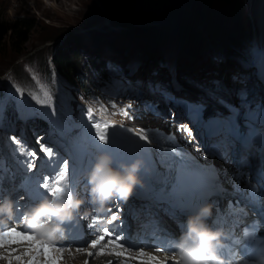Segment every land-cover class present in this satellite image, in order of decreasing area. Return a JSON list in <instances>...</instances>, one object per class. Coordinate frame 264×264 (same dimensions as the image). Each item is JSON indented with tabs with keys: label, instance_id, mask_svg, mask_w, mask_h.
I'll use <instances>...</instances> for the list:
<instances>
[{
	"label": "rangeland",
	"instance_id": "obj_1",
	"mask_svg": "<svg viewBox=\"0 0 264 264\" xmlns=\"http://www.w3.org/2000/svg\"><path fill=\"white\" fill-rule=\"evenodd\" d=\"M133 0H0V21L3 22V29L1 30V36H0V72H7L9 69H16L15 72L19 75L18 69L20 68L21 59H27V58H35L38 62H42L41 59H43V63L46 61L47 56L54 55L58 56L61 53H73V49H57L58 47H64L69 42L66 41L70 39V37H64V35L70 34V33H77L78 31H84L85 29H88V27H93L99 31H116V32H124L125 35L119 36V39H112V38H102L93 34H80V37L82 39H73V41L79 43L81 45V48L85 51V49L90 50L93 49L94 51L99 50L91 46V44H94L95 42H98L99 44L103 45V48L99 51L102 54H112L115 49H118L120 52H122L124 49H126L125 54L122 53L121 59L117 60L120 61L122 64L126 63L128 66H133L128 56L132 57H139L141 58V54L145 55H151L154 53L155 55L160 57L161 54L164 53L166 55L167 59H169V64L159 66L153 62L159 61L158 59L151 60L153 63L149 66L151 62L146 63V65H138L132 72L133 75L130 77L133 79L129 83L134 86L140 93L136 94V96H145L144 95V87L143 85L145 83H155V80L152 79L153 76H162L163 79L169 80V78L166 75L165 72L161 71L159 68H167L168 70L173 68V70L177 71V75L180 73L179 68L183 71L185 69L189 68V73H199L202 71V68L205 70H208L210 72H213V69L219 73L224 72V68L229 67L230 65L234 66V63L236 62V59L230 60L227 63H219V65H209L206 61V55L204 53H196L193 54L192 52H195V47H198V39H200L201 36L205 37V40L210 41L211 37H218V34L215 33L217 31H222L225 28H227L230 25V19L225 14H233V10L231 9V6L228 5V3L225 2V0H206L207 6H209V3L212 7H210L211 10H209V15L204 18L203 21H196L193 18L188 19V21L185 22H176L173 21V19L176 17V15L179 18L185 17L186 20V14L184 15V12H186L185 8H190V6L185 7L187 0H182L181 5L176 8L174 15L172 13H168L166 15H157L158 19L155 21V23L160 22V26L158 25H151L154 29L155 27H158L157 29H154L152 33L154 35H149L148 33H135L133 43L137 49L128 50L129 45H125L122 42H119L120 40L127 38L126 33H130L132 31H135L137 28L141 27L140 25H137L136 23L132 24L134 21H139V23L142 20H136L139 17H143L144 15H151L146 10L145 13H141L138 10H135L130 5L124 6L128 4V2ZM137 1V0H134ZM147 1V0H144ZM185 1V2H184ZM191 1V0H190ZM264 2V0H237V4H240L239 8L241 13L243 14V17L245 20V14L246 16H250L252 18L255 17L256 8L260 4V2ZM178 2V3H180ZM194 3V5H197L199 3L198 0H192L189 5ZM124 7L121 9V7ZM244 6V9L243 7ZM128 7V8H127ZM197 8H202L201 6H197ZM250 8V11H249ZM252 8V9H251ZM110 10L113 12L114 17L118 16V11L120 14H122L123 19L127 16H131L128 20H131L132 23L129 25H117L116 23L113 24V22H110L107 18L108 12ZM188 11V10H187ZM198 11V10H197ZM257 13V12H256ZM168 15V16H167ZM134 16V17H133ZM21 17H29L30 21H33L34 26L32 27L31 36L30 39L27 41L26 46L28 47V50L24 51V53H20L18 55H15L11 51V33L13 29V24L16 22V20H19ZM190 17V16H188ZM126 20V19H124ZM118 21V20H117ZM120 21V19H119ZM237 30L242 29V24L238 17H237ZM108 22V23H106ZM147 22V21H146ZM203 22V23H198ZM202 24H205L203 26ZM166 33L167 35H161V36H155L163 32L162 28L170 27ZM186 27V28H182ZM198 28L197 30H192L191 28ZM166 28V29H167ZM190 28V31L187 33V29ZM182 29H186V34L183 32ZM61 36V37H60ZM70 36H72L70 34ZM90 36V37H89ZM146 36V38H145ZM188 36V37H187ZM262 34L257 37L258 40H260V37ZM60 37V38H59ZM93 37V38H92ZM152 37H159V42H154V38ZM74 38H77L74 36ZM191 39L190 43H186L187 45H190L188 47H185L187 49H182L181 52H187L184 53L181 60L177 62V59L175 58V51L171 50L176 44L181 43V39ZM88 39V43L86 46V42ZM55 40V41H54ZM129 40V39H128ZM146 40L145 42H143ZM124 42H126V39H124ZM137 42L138 44H136ZM255 42H257L254 38L252 39L251 43H249V51L252 52L255 49ZM139 44L142 45V49L138 50ZM167 44V46H164L163 48H168V52L166 53L164 49L162 51L157 50L158 46L161 47L162 45ZM217 44V43H216ZM184 44L182 45V47ZM254 47V48H253ZM81 49V50H82ZM199 50V49H198ZM54 52V53H52ZM87 52V51H85ZM159 52V53H158ZM163 52V53H162ZM190 52V53H189ZM13 55L11 56V54ZM250 53V52H249ZM7 54V57L5 55ZM128 54L127 56H125ZM200 54V55H199ZM105 55V56H107ZM250 56V58H251ZM100 58H103V55L99 56ZM110 57V56H107ZM178 57V56H177ZM212 57L214 59H220L219 55L213 54ZM113 60H116L115 58L110 57ZM128 58V59H127ZM200 59V60H199ZM201 60H204L201 61ZM119 62V63H120ZM120 63V64H121ZM184 65H181L183 64ZM121 64V65H122ZM123 69L124 71H128L129 69L125 67L124 65ZM236 68V67H235ZM199 69V70H198ZM194 70V71H193ZM246 71V70H244ZM243 70H240L238 74L239 75ZM193 78H195V74H191ZM186 82H191L190 80H186L183 78ZM146 84V85H147ZM110 85H113V83H109L107 86L110 87ZM115 89V88H110ZM79 92H81L79 90ZM121 92H124V94H127L126 90H122ZM146 93L149 97H153L152 100H157L158 96L155 94L153 90H146ZM79 100H82L83 94L78 93ZM132 108V107H130ZM170 108V107H169ZM170 111V109H169ZM138 110L134 113V115H137ZM24 248V247H23ZM25 250V248H24ZM73 259V261H72ZM91 259V258H90ZM127 260L130 259H122L120 262H114L112 264H123ZM81 261V260H79ZM74 257L71 258V264L75 262H79ZM91 261V260H89ZM124 261V262H123Z\"/></svg>",
	"mask_w": 264,
	"mask_h": 264
},
{
	"label": "clouds",
	"instance_id": "obj_2",
	"mask_svg": "<svg viewBox=\"0 0 264 264\" xmlns=\"http://www.w3.org/2000/svg\"><path fill=\"white\" fill-rule=\"evenodd\" d=\"M140 166L141 162L137 160L130 164H122L120 168H113L108 155L103 154L97 158L88 174L89 202L95 206H87L86 209L80 210L79 219L83 226L77 231L78 236L75 238L77 242L91 241L98 234H102L104 206L114 198L121 200L129 198L134 188L141 183L138 176ZM82 203L81 199L66 190L63 195L34 205L26 213V225L34 230L38 238L54 243L57 234H63V225L66 222L71 226L75 225L74 213L80 209ZM13 215V202L10 199L0 202V217L11 219ZM210 215L211 207L203 205L187 218L185 230L176 242V253L172 259H178L180 264H229L219 254L223 243V230L212 229L205 223ZM3 219L0 220V226L6 222V219ZM90 220L94 221L91 227ZM81 249L87 251H77L63 258L67 260L69 257L80 255L85 259L87 252L92 248L90 244H86ZM164 259L167 260L169 257L165 256Z\"/></svg>",
	"mask_w": 264,
	"mask_h": 264
},
{
	"label": "snow or ice",
	"instance_id": "obj_3",
	"mask_svg": "<svg viewBox=\"0 0 264 264\" xmlns=\"http://www.w3.org/2000/svg\"><path fill=\"white\" fill-rule=\"evenodd\" d=\"M46 99L39 100L40 104L50 103V94L45 93ZM130 107V106H128ZM99 115H96V110L89 108L87 110L88 119L92 122V127L95 130V135L104 144L109 142V129L115 127V122L107 118V110L101 106L98 110ZM125 115L127 111L122 109ZM94 116L96 118H94ZM184 131H187L191 135V131L187 127H183ZM135 135L141 140L149 141V135L144 130H138ZM14 142L19 144L15 137L12 138ZM41 150L45 153L46 157H52L53 149L41 146ZM26 155L31 156L33 161L37 158L34 151H28ZM34 162H28L27 167L29 170L35 168ZM42 189L46 190V196L49 199L63 195V193L69 189V161L64 160L60 170L52 177L45 176L43 182L39 185ZM117 200H121L116 198ZM122 201V200H121ZM231 209V204L229 205ZM117 214H113L111 220L108 221L111 224L118 218ZM26 219V217H25ZM106 241V242H105ZM123 237L119 234H115V229L110 231L107 227L103 229L102 234H98L95 239L91 240L90 247L96 249L99 247V254L103 255L105 251H109L116 257H127L128 259H135L140 261V264H168L167 260H161L160 257L154 253L146 252L141 248L135 255L129 252L125 247ZM254 243V242H253ZM11 245H20L25 248V251L18 255H12L17 251L16 248H12ZM0 248H5L9 252L8 256L0 254V259H6L8 264H12L13 260L18 264H60V260L63 258L64 248L58 247L54 243H50L46 240L40 239L36 236L34 231L18 230L17 227H8L3 231H0ZM160 250V249H158ZM78 252L87 251L86 249H77ZM87 254L92 256L93 253L88 251ZM27 256L29 259L24 260ZM44 257L43 260L39 257ZM264 256V253H262ZM174 264H180L178 259H173ZM87 264V262H85ZM112 264V262H109ZM253 264H264V259L254 260Z\"/></svg>",
	"mask_w": 264,
	"mask_h": 264
},
{
	"label": "trees",
	"instance_id": "obj_4",
	"mask_svg": "<svg viewBox=\"0 0 264 264\" xmlns=\"http://www.w3.org/2000/svg\"><path fill=\"white\" fill-rule=\"evenodd\" d=\"M182 0H137V1H130L128 2V4H126V6H132V8H134L135 10L140 11L141 13H145V11L147 10L149 14L153 15L152 17H156V15H166L168 13H175V10L177 7H179L181 4L178 3ZM192 1V0H191ZM190 0H187V2H185L188 5H185V7L190 6V8H185L186 12H184V15L186 14V20L185 17L183 16V18H179L178 16H176L173 21L176 22H185L188 21V19L193 18L196 21H203L205 17H207L209 15V10L211 6V4L209 3V6H207L206 4V0H198L199 3L197 5H194V3H192L191 5H189V3L191 2ZM226 3H228V5L231 6V9L234 11L233 14H225L229 19H230V25L225 28L222 31H217L215 33L218 34V37H211L212 40H216V43L222 47V50L224 52L225 55V59H233L236 58L238 53L243 51L244 53H248V48L246 45V41L251 37V31H252V27H251V22L249 19V16L245 17L247 20L244 19L243 14L240 11V4H237V0H225ZM128 6V7H129ZM197 6H201L202 8H197ZM127 7V8H128ZM244 9V6H242ZM124 8L123 6L121 7V9ZM188 10V11H187ZM198 10V11H197ZM118 16L119 17H114L113 16V12L110 10V12H108V16H109V21L113 22V24H117V25H121V22H119V19H122V14L119 13L118 11ZM146 16L149 15H144L143 17H139L136 20H142L141 22H146L149 19H144L146 18ZM190 16V17H188ZM131 16H127L123 20V22H127L123 25H129L132 23L131 20H128ZM134 17V16H133ZM237 17L239 19V21L242 24V29L237 30ZM158 17L152 19L153 22H155L157 20ZM29 17H21L19 20H16V22L13 24V29H12V33H11V51L13 53H15V55H18L20 53H24V51L28 50V47L26 46L27 41L30 39L29 37L31 36V32L32 27L34 26L33 21H30ZM118 20V21H117ZM130 21V22H128ZM151 21V20H150ZM189 22V21H188ZM134 23H139V21H134L132 24ZM198 23H203V22H198ZM153 25V24H152ZM160 26V22L155 24ZM203 26H205V24H202ZM172 26L170 27H165L162 28L163 32H161L158 35L155 36H161V35H167L168 33H166L165 31H167L168 29H170ZM153 27L151 25L149 26H141L139 28H137L135 31H132L130 33H126L127 34V38H124L126 40L133 38L135 35V33H148L149 35H154L152 33V31L154 29H157L158 27H155L154 29H152ZM167 28V29H166ZM173 28V27H172ZM182 28H186V27H182ZM3 29V22L0 21V36H1V30ZM192 30H197L198 28H191ZM183 32L186 34V29H182ZM190 31V28L187 29V33ZM125 31L123 32H116V31H112L110 33V31H108L109 33V37H102V38H112V39H119L121 35H125L124 34ZM230 33V34H229ZM71 34V33H70ZM70 34H67L68 37H71ZM72 35V34H71ZM61 37V36H60ZM59 37V38H60ZM101 37V36H99ZM188 37V36H187ZM122 39V40H124ZM200 39L202 40V43H204V36H201ZM198 39V40H200ZM226 39V40H225ZM69 43L66 44L64 47H58L57 49H69L71 48L70 46L71 43L73 42L72 39L67 40ZM231 41V42H230ZM72 48H78V47H72ZM13 53L11 54V56L13 55ZM5 57H7V54L5 55ZM42 62H40L41 64H43V59H41ZM54 61L56 63V65L59 67V69H61L62 72H65L64 70H66V68H69V70L71 71L74 68V55H64L63 53L59 54L58 56L54 57ZM134 62H136L134 60ZM44 65V64H43ZM14 70H16L14 68ZM18 72L24 73L26 74V71L24 70V68L22 66H20V68L18 69Z\"/></svg>",
	"mask_w": 264,
	"mask_h": 264
},
{
	"label": "bare ground",
	"instance_id": "obj_5",
	"mask_svg": "<svg viewBox=\"0 0 264 264\" xmlns=\"http://www.w3.org/2000/svg\"><path fill=\"white\" fill-rule=\"evenodd\" d=\"M180 4H181V2H180ZM124 6H126V5H124ZM129 6V5H128ZM178 9V8H177ZM179 9H180V7H179ZM252 9V8H251ZM249 11H250V8H249ZM257 12V13H256ZM256 12H255V17L256 18H252L251 17V15L249 16V19H250V22H251V27H252V31H251V37L246 41V45H247V48H248V53L250 52L249 51V43H251V41H252V39L254 38L257 42H255V46L256 45H260V44H264V2H260V4L258 5V7L256 8ZM174 15V14H173ZM153 15H149V16H146V18H144V19H149V20H147V22H140V23H136L137 25H140V26H144V25H146V26H149V25H152V24H157V23H159V22H157V23H155V22H153L152 21V19H154V18H156L157 17V15H156V17H152ZM168 16V15H167ZM175 16V15H174ZM177 16V15H176ZM248 16V15H247ZM122 17V19H120V21L119 22H121V24H125V23H127L126 21L125 22H123V16H121ZM107 18L109 19V16H107ZM158 19V18H157ZM151 20V21H150ZM128 22H130V21H128ZM106 23H108V22H106ZM94 27V26H93ZM93 27H88V29H85L84 31H78L77 33H71L72 34V38L73 39H82V38H78V37H80V34H84V35H86V34H93V35H96V36H101V37H109L110 35H109V33H108V31L107 32H102V31H99V30H97V29H95V28H93ZM112 31L110 30V33H111ZM146 32V31H145ZM230 34V33H229ZM262 34V36L260 37V40H258L257 39V37H259L260 35ZM74 36H76L77 38H74ZM64 37H68L67 35H64L63 36V38ZM90 37V36H89ZM93 38V37H92ZM134 38V37H133ZM145 38H146V36H145ZM152 38H154V42L156 43V42H159V40H162V39H159V37H152ZM70 39H71V37H70ZM70 39H68V40H70ZM226 40V39H225ZM67 41V40H66ZM146 40H144L143 42H145ZM181 41V43L180 44H176V46H174L171 50H173V51H175V58L177 59V62L179 61V60H181V58H182V56L184 55V53H187V52H181V50L182 49H187V48H185V47H188V46H190V45H187L186 43L188 42V43H190V41H191V39H188V38H186V39H181L180 40ZM199 41V43H198V47H195V52H192L193 54H196V53H199V51H200V53H204L205 55H206V58H207V61L209 62V64H211V65H219V63H227V62H229L230 60H234V59H236V58H233V59H225V55H224V52H223V50H222V47H220L218 44H216V40H210V41H207V40H203L204 41V43H202V40L200 39V40H198ZM89 41H88V39H87V42H86V46H87V43H88ZM119 42H122L123 44H125V45H129L128 46V50H132V49H137V47H135L134 45H132L131 43H133L134 42V40L132 39V38H130L129 40H126V42H124V40H120ZM231 42V41H230ZM136 44H138L137 42H135ZM184 44V46L182 47V45ZM71 45L72 46H70L71 48L72 47H78V48H81V45L79 44V43H77V42H75V41H73L72 43H71ZM91 46L92 47H94V48H96V49H99V50H96V51H94L93 49H91L90 48V50L91 51H89V50H87V49H85V51H87V53L88 54H90V55H102V53L101 52H99L102 48H103V45L102 44H99L98 42H95L94 44H91ZM164 46H167V44H165V45H162L161 47H159L158 46V48H157V50H159L160 49V51H162V49H164V51L167 53L168 52V48H163ZM82 49V48H81ZM126 49H127V47H126ZM126 49H124L122 52H120L118 49H115V51L112 53V54H109V56H112L113 58H115L116 60H119V59H121V54L122 53H124L125 54V52H126ZM140 49H142V45H140L139 44V48H138V50H140ZM199 49V50H198ZM255 51H254V56H255V54H256V48L254 49ZM159 53V52H158ZM163 53V52H162ZM190 53V52H189ZM247 53V54H248ZM213 54H215V55H219L220 56V59H213V57H212V55ZM128 54H126L125 56H127ZM162 56L160 57V54H159V56H157V55H155L154 53H152L151 55H145V54H141V58H139V57H132V56H128V58H129V61H130V63L133 65V66H138L139 64L140 65H146V63H148V62H151V60H155V59H158V60H160V61H164V62H166V64H169V59H167V57H166V55H164V53L163 54H161ZM197 55V54H196ZM200 55V54H199ZM178 56V57H177ZM127 58V59H128ZM134 60L136 61V62H134ZM200 60V59H199ZM201 61H203L204 62V60H201ZM124 64H126V63H124ZM184 64V63H183ZM262 65H260L259 66V68H258V73L259 74H262ZM139 113V111L137 112V114ZM137 116V115H136ZM76 139H79V136H76L75 137ZM90 138V135H88L87 137H86V140H88ZM81 158L82 157H80L79 159H78V161H79V163H83V162H86V159H88V157H86V159H82L81 160ZM97 158H98V156H96L95 158H94V161L96 162V160H97ZM48 163V162H47ZM49 164V163H48ZM50 165V164H49ZM50 167H52V169H56V166H54V165H50ZM52 169H51V171H52ZM13 194H15V192H13ZM13 204H14V202H13ZM119 211V214H118V218L120 217V215L122 214V210L121 209H119L118 210ZM110 213H111V215H113V214H117L116 212H114V211H112V210H110ZM232 236L233 237H235L236 235L235 234H232ZM176 241V240H175ZM106 242V241H105ZM23 251H25L24 250V248H23ZM90 252H92L93 253V255L92 256H89L88 254H87V257L84 259V257H81L80 255H76V256H74V259L76 258L77 259V261H79V260H81V261H79V262H75V264H85V262H87V264H109V262H112V263H114V262H120L122 259H127V257H116L114 254H111L109 251H105V253L103 254V255H101V254H99V247L98 248H96V249H91L90 250ZM146 252H148V251H146ZM165 256H167V257H169V262H168V264H171V262L173 261V259H172V255H170V254H167V255H164V257ZM71 258L72 257H69L67 260L66 259H61L60 260V264H71L70 262H71ZM91 258V259H90ZM89 260H91V261H89ZM72 261H73V259H72ZM124 262V261H123ZM0 264H5L4 262H2V263H0ZM12 264H15V263H13L12 262ZM72 264H74V263H72ZM116 264V263H115ZM119 264H121V263H119ZM123 264H140V261H138V260H135V259H130V260H127L125 263H123Z\"/></svg>",
	"mask_w": 264,
	"mask_h": 264
}]
</instances>
